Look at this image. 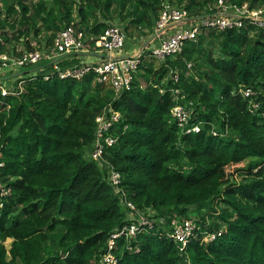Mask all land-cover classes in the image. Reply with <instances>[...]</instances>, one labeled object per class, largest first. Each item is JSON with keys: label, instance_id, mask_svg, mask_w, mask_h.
<instances>
[{"label": "trees", "instance_id": "1", "mask_svg": "<svg viewBox=\"0 0 264 264\" xmlns=\"http://www.w3.org/2000/svg\"><path fill=\"white\" fill-rule=\"evenodd\" d=\"M169 1L196 17L217 0ZM159 9L160 0H0V52L50 47L68 25L98 36L115 19L127 38L140 30L145 40ZM71 56L60 66L77 63ZM150 63L118 94L93 72L44 80L39 71L0 94V185L9 190L0 196V264H100L110 234L129 223L108 169L136 210L189 218L195 208L197 218L183 252L158 225L121 235L111 250L116 264H264V27L202 30L158 68ZM175 105L187 111L181 126ZM108 109L119 119L99 166L84 150ZM240 163L234 174L223 171Z\"/></svg>", "mask_w": 264, "mask_h": 264}, {"label": "built area", "instance_id": "2", "mask_svg": "<svg viewBox=\"0 0 264 264\" xmlns=\"http://www.w3.org/2000/svg\"><path fill=\"white\" fill-rule=\"evenodd\" d=\"M207 12L195 21L178 24L165 29L153 41L156 44L141 48V51L133 56L116 57L125 44V35L120 26L109 25L98 36H92L82 30L68 25L58 31L50 47L42 46L40 49L26 51L22 46L12 48L7 46L8 51L0 52V69L8 70L10 74L18 68L29 66H40V75L44 80L56 77L58 79H81L85 74L93 72L95 81L111 89L115 94L130 89L138 67L147 57L150 60L163 62L167 57H173L179 53L186 41H194L202 30H213L222 32L231 29H240L244 25L255 28L264 27V4L249 9L247 4L234 6L217 0L212 5H207ZM190 18L183 6L176 5L169 0H160L158 19L155 22L154 31L168 26L175 22H183ZM43 44V43H42ZM145 49V50H143ZM143 50V51H142ZM15 52L20 55L16 56ZM76 52H84L98 57L92 63H75L60 66L59 62L66 56ZM37 69V70H38ZM31 74V73H30ZM7 74H4V76ZM1 77V76H0ZM18 78H21L19 76ZM176 76L172 79L176 80ZM23 80L18 83L21 89ZM11 86H6L0 80V94L6 95L12 90ZM244 97H249L251 92L244 90ZM172 94H178V90H172ZM109 113V114H108ZM103 111L95 119L93 140L84 150L85 159L93 160L102 166L101 158L106 146L114 143V138L109 134V130L114 122L119 119L117 112L108 109ZM171 114L181 126L187 117V111L182 106L175 105ZM197 126L190 131H197ZM106 183L117 195L119 203L125 207L126 218L129 223L121 228H115L110 234L106 244V252L102 255L100 264H116L117 259L111 253L114 248V240L121 235L135 238L136 233L142 230H151L155 225L167 228L168 236L176 242L179 250L183 252L187 240L193 235L195 230L194 222L184 217H160L153 218L143 211L136 210L135 206L126 198L120 189L121 176L118 172L108 169L105 177ZM9 190H4L0 185V196L7 195ZM1 206V203H0ZM215 234L204 237V241H212Z\"/></svg>", "mask_w": 264, "mask_h": 264}, {"label": "rangeland", "instance_id": "3", "mask_svg": "<svg viewBox=\"0 0 264 264\" xmlns=\"http://www.w3.org/2000/svg\"><path fill=\"white\" fill-rule=\"evenodd\" d=\"M34 2L35 1H38V0H33ZM45 1H47L48 3L51 1V0H45ZM112 24V25H115V26H120L121 27V29H122V31L124 32V35H125V37H126V34L128 33V31H124V27H125V23H120L119 22V20L118 19H115L114 21H112V22H109V24ZM141 31L140 30H137V31H132V35H133V37L134 38H137V39H139V41L141 42V44H143V42L145 41L144 39H143V36L141 35V33H140ZM40 37H38L39 39L41 38L42 39V36H44V35H42V34H40L39 35ZM36 41L37 40H32L31 42H32V44H35L36 43ZM127 42H129V40H127V37L125 38V44L127 43ZM155 41H152V43H154ZM124 44V45H125ZM152 45V44H151ZM7 46H10V45H7ZM140 48H138V50H139ZM137 53V51H134V50H130V55L129 56H133V55H135ZM73 56H71V55H69V56H66L65 58H64V60H69V59H71ZM77 57V56H76ZM87 58H91V56L90 55H82V56H78L77 57V60H86ZM146 63L148 64L149 62H151L150 64H152L153 66H154V68L156 69V68H158L159 67V65H160V62L159 61H157V60H150V58L149 57H147L146 59ZM41 66V65H40ZM40 66H38L39 67V69L37 70V71H42V69H40ZM35 66H29V67H23V68H18L17 70H15V71H13V73H15V72H18V71H24V70H28V69H31V68H34ZM37 67V66H36ZM37 71H34V72H32L31 74H38L39 72H37ZM4 73L5 74H7V75H5V76H9V74H10V72L8 71V70H4V69H0V76L2 77H4ZM12 73V74H13ZM139 73H141V71H139ZM176 76V74H173L172 75V77L174 78ZM177 77V76H176ZM18 78V76H15L14 78H11L9 81L10 82H7L6 84H8V85H6V86H10L11 85V82L14 80V79H17ZM2 81V80H1ZM139 81L141 82V84H143L144 82H143V80L140 78L139 79ZM244 163H240V164H238L237 166L235 165V166H233V165H229V166H226L225 168H224V172L227 174V173H231V174H234V170H235V168H237V167H240V166H242ZM145 213L146 214H149L150 216H152L153 218H156V219H159L160 217L157 215V213H155V211H151V210H146L145 211ZM194 213H195V208H190L189 209V211H188V213H187V216H189V219H191L193 222H195V220L197 219L196 218V216L194 215ZM202 215L203 216H205V211H202ZM10 242H11V239H7L5 242H4V245H5V247L8 249L9 247H10Z\"/></svg>", "mask_w": 264, "mask_h": 264}, {"label": "water", "instance_id": "4", "mask_svg": "<svg viewBox=\"0 0 264 264\" xmlns=\"http://www.w3.org/2000/svg\"><path fill=\"white\" fill-rule=\"evenodd\" d=\"M199 17L201 18V17H205V16H202L201 15V16H196V17H190L188 19H185L183 22H179V23L178 22H175V23L169 24L166 27H163L161 29H158V30L153 31V33L148 38L145 39V41L143 42V46L146 47L148 44H150L165 29L170 28V27H173V26H176L178 24L188 23V22H191V21H195ZM73 55L78 57V56H82V55H87V53H84V52H76ZM37 69H38L37 67H34V68H31V69H28V70L18 71V72H15L13 74H9V76L0 77V80L4 81V80L10 79V78H14L15 76H18L19 77V76H22V75L30 74V73H32L34 71H37Z\"/></svg>", "mask_w": 264, "mask_h": 264}, {"label": "crops", "instance_id": "5", "mask_svg": "<svg viewBox=\"0 0 264 264\" xmlns=\"http://www.w3.org/2000/svg\"><path fill=\"white\" fill-rule=\"evenodd\" d=\"M153 26H155V22H154ZM127 40H129V42H127L124 45V47L119 52H117L116 57L129 56L130 55L129 54L130 50L137 51V53H138L139 51H141V48L144 47L143 44H141V42L137 38L132 37V38H127ZM151 44L154 45V44H156V42H154V43L151 42L146 47L150 48L152 46ZM138 48H140V49L138 50ZM87 55H90L91 58H87L86 60H78L77 63H92V62H95V61L98 60L97 56H94V55H91V54H88V53H87Z\"/></svg>", "mask_w": 264, "mask_h": 264}]
</instances>
